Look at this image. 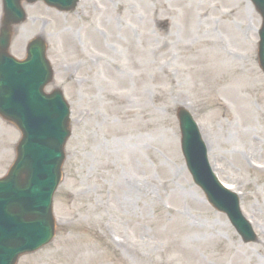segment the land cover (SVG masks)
Listing matches in <instances>:
<instances>
[{
	"label": "rangeland",
	"instance_id": "rangeland-1",
	"mask_svg": "<svg viewBox=\"0 0 264 264\" xmlns=\"http://www.w3.org/2000/svg\"><path fill=\"white\" fill-rule=\"evenodd\" d=\"M27 12L11 52L23 58L31 38L47 39V90L64 91L72 136L54 198L56 237L17 264H229L237 251L242 264H264V73L253 4L81 0L70 12L42 3ZM116 93L128 118L114 111ZM180 106L198 122L213 170L240 194L256 242H243L193 182ZM19 138L0 118V177Z\"/></svg>",
	"mask_w": 264,
	"mask_h": 264
},
{
	"label": "water",
	"instance_id": "water-1",
	"mask_svg": "<svg viewBox=\"0 0 264 264\" xmlns=\"http://www.w3.org/2000/svg\"><path fill=\"white\" fill-rule=\"evenodd\" d=\"M45 1L60 10H71L79 0ZM253 1L263 16L259 61L264 71V0ZM17 11L15 23L25 19L24 13ZM5 30L0 40V114L16 124L23 137L14 165L0 180V264H15L22 253L36 250L54 236L52 197L62 176L64 147L71 131L63 92H44L53 78L46 42L41 37L32 39L27 60L19 61L7 54L10 37ZM179 118L182 149L195 182L217 209L229 215L245 241L255 240L241 214L239 198L222 186L212 171L207 147L192 116L180 108Z\"/></svg>",
	"mask_w": 264,
	"mask_h": 264
},
{
	"label": "bare ground",
	"instance_id": "bare-ground-1",
	"mask_svg": "<svg viewBox=\"0 0 264 264\" xmlns=\"http://www.w3.org/2000/svg\"><path fill=\"white\" fill-rule=\"evenodd\" d=\"M116 23L115 22H112V23H109L108 24V27H113L114 25H115ZM127 29H129L130 30V27H127ZM66 31H70V30H66ZM66 31H63V32H66ZM144 35H146L145 33H143ZM88 35H90V36H92V39H93V41L95 42V37H94V35H95V31H93V33H91V32H89L88 33ZM63 41L65 42V45H70V42L72 41V39L70 40L69 39V37H64L63 38ZM98 43H99V41H98ZM132 48V50H135L133 47H131ZM130 48L128 49V56H129V53H130ZM124 79H126L125 77H124ZM124 79H121V80H124ZM114 101H115V103H117V104H119L120 106H121V108L119 107V108H117L116 106H115V108H114V111H116V113L117 114H120V117L121 118H128L129 117V114L131 113V110H129L128 108H126V106H123V101H122V98H121V95L120 94H118V93H116L115 94V99H114ZM201 129V128H200ZM263 246H264V243L262 244ZM246 254H244V252H240V251H237V252H235L233 255H232V257H231V261H232V263H229V264H233V263H236V264H242V262H243V260H242V262L240 261V259L242 258L243 259V257L245 256ZM233 259V260H232ZM253 258H251V260H252ZM244 261H245V259H244Z\"/></svg>",
	"mask_w": 264,
	"mask_h": 264
},
{
	"label": "flooded vegetation",
	"instance_id": "flooded-vegetation-1",
	"mask_svg": "<svg viewBox=\"0 0 264 264\" xmlns=\"http://www.w3.org/2000/svg\"><path fill=\"white\" fill-rule=\"evenodd\" d=\"M3 19H4V13H3V1L0 0V26L3 22Z\"/></svg>",
	"mask_w": 264,
	"mask_h": 264
}]
</instances>
